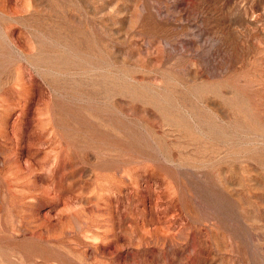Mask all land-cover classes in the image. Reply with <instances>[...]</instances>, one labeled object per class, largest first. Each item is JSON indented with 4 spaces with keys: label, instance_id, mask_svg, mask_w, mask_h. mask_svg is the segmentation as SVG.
I'll use <instances>...</instances> for the list:
<instances>
[{
    "label": "rangeland",
    "instance_id": "rangeland-1",
    "mask_svg": "<svg viewBox=\"0 0 264 264\" xmlns=\"http://www.w3.org/2000/svg\"><path fill=\"white\" fill-rule=\"evenodd\" d=\"M0 264H264V0H0Z\"/></svg>",
    "mask_w": 264,
    "mask_h": 264
}]
</instances>
